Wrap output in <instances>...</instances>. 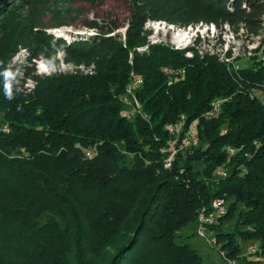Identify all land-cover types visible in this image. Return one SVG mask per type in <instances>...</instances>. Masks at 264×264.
Instances as JSON below:
<instances>
[{
    "label": "trees",
    "instance_id": "1",
    "mask_svg": "<svg viewBox=\"0 0 264 264\" xmlns=\"http://www.w3.org/2000/svg\"><path fill=\"white\" fill-rule=\"evenodd\" d=\"M124 2V21L83 17L84 7L61 11V25L96 30L55 43L66 62L93 65L87 73H38L47 33L0 26V264H203L177 238L218 198L229 209L209 227L217 242L241 264H264V0ZM151 20L228 26L260 44L249 50L253 62L238 67L232 50L223 58L196 45L138 52L149 44ZM21 49L27 56L14 64ZM135 76L143 80L135 90L141 113L129 118ZM182 116L200 142L165 167V127ZM222 167L226 175L214 178ZM235 215L234 229L224 231ZM251 240L259 246L246 255Z\"/></svg>",
    "mask_w": 264,
    "mask_h": 264
},
{
    "label": "rangeland",
    "instance_id": "2",
    "mask_svg": "<svg viewBox=\"0 0 264 264\" xmlns=\"http://www.w3.org/2000/svg\"><path fill=\"white\" fill-rule=\"evenodd\" d=\"M90 0H0V26H4L6 30L19 24L23 26H34L35 28L44 31L49 38V43L44 45L42 56L35 61L36 69L41 74H51L57 71H74V69H81L84 72H88L93 69V65L85 64H73L64 60V52L56 41L64 40L66 42L74 39L83 38L96 33L93 28L81 26L80 23L74 25L62 24L61 15L63 10L72 6L84 7L83 17L93 18L98 15L101 19L106 18L108 20L107 13L117 14L123 21L129 16L128 8L125 5L124 0H104L101 4L91 5ZM111 18V17H110ZM145 29L148 31L149 44L137 47L136 51L145 52L149 48L150 44H166L175 49H184L189 46H194L200 49V52H218L223 58L228 50H232L233 57L230 59L232 66L248 65L253 62L250 58L249 50H255L259 46L260 42L250 41L245 36L238 37L228 26L222 28L216 27L214 24L199 22L191 24L186 27L177 24L169 23L164 20H151L145 24ZM122 35V39L126 38V26L119 28ZM242 32V31H241ZM43 33H41L42 35ZM44 35V34H43ZM42 35V36H43ZM51 38L55 42H51ZM200 39L199 42L196 40ZM259 37H256V40ZM146 46V50L140 51L141 48ZM246 54V55H245ZM133 52L129 53V60L133 61ZM187 56H192L191 52L186 53ZM27 51L21 49L13 59V63H18L25 59ZM258 56H261L259 52ZM236 57V58H235ZM172 72V71H171ZM181 71H173L172 73ZM183 72V71H182ZM182 75V74H181ZM134 80V79H133ZM32 81H28L26 86H32ZM130 84L127 85V88ZM264 96V91L261 92ZM1 118V114H0ZM175 123V122H174ZM193 125V126H192ZM197 132L196 125L194 123L187 127H191ZM170 138H175L176 134L170 133L165 127ZM200 142V141H199ZM167 146V143L165 147ZM164 148V147H163ZM183 148L182 150H184ZM234 150L231 149L233 154ZM203 166V165H202ZM201 166V167H202ZM226 168H219L214 178L218 179L220 176L226 175ZM225 199V210L228 212L229 205L228 200ZM212 204L203 206L198 213L197 220L190 223L186 227L180 230V236L177 238L179 241L192 245L202 257L203 264H226L223 257L221 242L213 241L216 239L215 231H208L206 237L199 234L200 227V213L202 210L210 212L212 210ZM214 209V208H213ZM214 211V210H213ZM218 215H215V218ZM223 216V215H222ZM219 217L215 220H218ZM205 221V229H210V225ZM236 222V215L230 220H224L222 227L224 231H232ZM207 224V225H206ZM258 247V243L254 240L248 241L243 249V252L247 250L248 246ZM238 261V260H237ZM238 263H240L238 261ZM241 264V263H240Z\"/></svg>",
    "mask_w": 264,
    "mask_h": 264
},
{
    "label": "built area",
    "instance_id": "3",
    "mask_svg": "<svg viewBox=\"0 0 264 264\" xmlns=\"http://www.w3.org/2000/svg\"><path fill=\"white\" fill-rule=\"evenodd\" d=\"M146 47V46H145ZM171 71H183L184 70H175L171 67H165L164 72H171ZM134 79V80H133ZM130 86L127 88L128 96L125 98V103L130 106V108L126 111L127 112H134V114L141 113L140 110V102L135 101V87L137 85V78L136 76L133 77ZM213 109L209 112V114H215L219 110L220 100H216L213 103ZM185 116H182L180 119H183ZM167 129L170 133L176 134L175 138H171L167 142V146L162 149L163 152L167 153V158L165 159V167H171L175 156L177 155L178 151L183 148H188L190 146L197 145L199 143V138L197 132L191 128H183L181 127H174V123H169L166 125ZM234 152V151H233ZM212 210L210 212H205L204 210L200 213V227H199V234L206 237V233L208 231L212 232L211 229H205V221L206 220H214L215 223V215H224L226 214L225 210V199L218 198L212 202ZM214 208V209H213ZM214 210V211H213ZM217 242V239L213 241V243ZM258 247L256 246H248L245 252L246 255H250L257 251ZM223 257L225 258L226 264H240L238 263L237 259L229 257L225 251H222Z\"/></svg>",
    "mask_w": 264,
    "mask_h": 264
},
{
    "label": "bare ground",
    "instance_id": "4",
    "mask_svg": "<svg viewBox=\"0 0 264 264\" xmlns=\"http://www.w3.org/2000/svg\"><path fill=\"white\" fill-rule=\"evenodd\" d=\"M144 50H146V47H143V48H141L140 49V51H144ZM173 72V71H172ZM172 72H167V73H170V74H172ZM184 72H182L181 71V74H183ZM179 77V76H178ZM138 80H137V85H136V87H135V90L137 89V87L140 85V84H142L143 83V80L140 78V77H136ZM135 101H137V98H136V96H135ZM140 110H141V107H140ZM125 114H126V116H128L129 118H131V117H133V115H134V112H125ZM183 127V128H186L187 126H186V119L185 118H183V119H179L176 123H174V127ZM191 128V127H190ZM220 216H222V215H218L217 217H220ZM217 217L215 218V220L217 219ZM207 222L206 223H208V225H211V224H213L214 223V220H206ZM207 225V224H206Z\"/></svg>",
    "mask_w": 264,
    "mask_h": 264
}]
</instances>
